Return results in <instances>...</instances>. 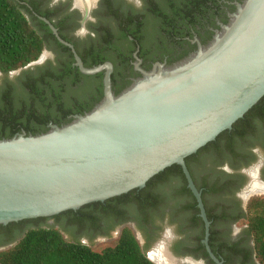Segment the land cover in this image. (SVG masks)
<instances>
[{
	"label": "flooded vegetation",
	"instance_id": "obj_1",
	"mask_svg": "<svg viewBox=\"0 0 264 264\" xmlns=\"http://www.w3.org/2000/svg\"><path fill=\"white\" fill-rule=\"evenodd\" d=\"M244 1L21 0L27 17L49 19L71 45L61 42L47 22L54 36L36 20L45 37L43 51L22 67L0 71V121L9 117L8 110L21 113L24 120L28 104L33 113H42L41 97L51 101L56 93L58 103L48 102L53 103L49 107L67 108L73 118L79 109L99 102L105 76V69L82 72L75 52L85 66L111 62L116 93L142 69L156 62L170 64L209 43ZM128 31L134 34L131 41L125 37ZM64 71L69 73L59 77ZM186 165L201 192L208 236L182 166L155 174L149 184L123 197L108 198L102 205L87 203L83 212L76 209L46 222L62 227L68 238L90 244L98 239L117 241L129 227L141 244L150 242L147 254L160 251L168 264H264L250 228V202L264 198V115L254 112L233 133L191 155ZM19 221L0 229V251L14 246L34 225Z\"/></svg>",
	"mask_w": 264,
	"mask_h": 264
},
{
	"label": "water",
	"instance_id": "obj_2",
	"mask_svg": "<svg viewBox=\"0 0 264 264\" xmlns=\"http://www.w3.org/2000/svg\"><path fill=\"white\" fill-rule=\"evenodd\" d=\"M75 56L84 73L105 69L104 94L65 124L0 138V224L106 200L145 186L177 163L197 198L208 236L201 192L185 158L230 129L264 96V0L238 3L209 43L170 64L142 69L119 93L112 89L111 62L88 67Z\"/></svg>",
	"mask_w": 264,
	"mask_h": 264
},
{
	"label": "trees",
	"instance_id": "obj_3",
	"mask_svg": "<svg viewBox=\"0 0 264 264\" xmlns=\"http://www.w3.org/2000/svg\"><path fill=\"white\" fill-rule=\"evenodd\" d=\"M36 20H39L38 23L47 28L49 34L54 36L46 22L38 19L36 16L33 20L27 17L21 0H0V71L8 72L17 69L40 56L44 48L45 37L40 30H38V23H36ZM133 35L131 31L125 33V37L129 41H131L129 37ZM93 64L88 62L87 65L91 66ZM68 73L69 72L64 71L59 74V77ZM120 91L121 90L116 93ZM58 97L59 94L57 93L56 98L51 101L46 100L44 96L41 97V102H43L42 113H33L34 110H32V108L30 109L31 106L28 104L27 113L25 114L26 118H23L24 120L19 117L21 113L8 110L10 113L6 112V115L9 117L4 118V123L0 121V138L12 137L15 133L20 132L21 126L26 129L28 134H38L49 129V122L62 125L71 121L72 117H68L70 113L69 109L57 106L58 109L54 110L49 107L54 101L58 103ZM93 106L94 105H89L84 111L79 109L78 113H84ZM254 112L259 115H264V96H262L241 118L237 119L230 129H225L220 132L214 140L209 141L196 152L233 133V131H235L242 122L249 119ZM195 153L185 158L186 163L188 158ZM170 168L182 169L181 165L174 163L157 175L163 174ZM157 175L151 177L146 182V185ZM134 190L136 189L130 190L128 193ZM128 193L113 198L123 197ZM143 196L144 193L142 191L141 197ZM102 202L103 201H96L88 204L102 205ZM88 204L81 206L78 210L83 212ZM69 212H75V210L68 209L52 216H40L19 221L23 223L28 221L33 222L34 225L28 227L14 246L0 251V264H157L151 260L147 254L150 242L147 241L146 244H141L134 231L129 227H125L122 230L119 238L114 244L97 249L90 243H86L82 240H72L66 237L62 227H57L55 224H47L46 222V220L50 218L57 220L61 216L69 214ZM250 212V228L255 238V250L258 259L263 263L264 198H253L250 202ZM13 223L16 222H10L8 224ZM5 226L7 225L0 224V229Z\"/></svg>",
	"mask_w": 264,
	"mask_h": 264
},
{
	"label": "rangeland",
	"instance_id": "obj_4",
	"mask_svg": "<svg viewBox=\"0 0 264 264\" xmlns=\"http://www.w3.org/2000/svg\"><path fill=\"white\" fill-rule=\"evenodd\" d=\"M64 232H66V231H64ZM66 236L68 237V235H66ZM115 242H116V240H114V239L113 240H110V241H102V239H98V240L92 242L91 244H92V246L94 248H97L98 249V248H102V247H104L106 245L114 244ZM152 251H154V250L151 249L149 253H151ZM164 260L165 261H161L160 260V263L159 264H168L169 263L166 259H164Z\"/></svg>",
	"mask_w": 264,
	"mask_h": 264
},
{
	"label": "bare ground",
	"instance_id": "obj_5",
	"mask_svg": "<svg viewBox=\"0 0 264 264\" xmlns=\"http://www.w3.org/2000/svg\"><path fill=\"white\" fill-rule=\"evenodd\" d=\"M150 257L152 259H154L155 261H157L158 263H160V260L161 261H165V257H163L162 253L160 251H152L151 253H149Z\"/></svg>",
	"mask_w": 264,
	"mask_h": 264
}]
</instances>
